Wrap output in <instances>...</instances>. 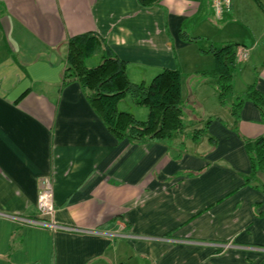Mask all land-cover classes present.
Masks as SVG:
<instances>
[{"label":"crops","instance_id":"crops-1","mask_svg":"<svg viewBox=\"0 0 264 264\" xmlns=\"http://www.w3.org/2000/svg\"><path fill=\"white\" fill-rule=\"evenodd\" d=\"M225 19L246 24L254 42L204 32ZM225 19L216 20L211 0L151 8L138 0H0V264H264V193L246 182L244 144L264 135V123L251 102L237 124L229 111L255 80L264 93V0H233ZM181 29L248 49L231 104H220L217 82L196 67L206 56ZM90 31L128 62L134 83L180 69L186 126L213 118L208 136L217 142L187 139L183 154L180 136L119 142L79 83L61 89L67 41ZM101 58L99 51L87 65ZM119 108L148 117L130 97ZM42 178L54 203L45 218L37 208ZM42 218L47 224L28 222Z\"/></svg>","mask_w":264,"mask_h":264},{"label":"trees","instance_id":"trees-1","mask_svg":"<svg viewBox=\"0 0 264 264\" xmlns=\"http://www.w3.org/2000/svg\"><path fill=\"white\" fill-rule=\"evenodd\" d=\"M143 8L161 5V0H138ZM180 38L187 43L199 45L202 55L213 56L215 68L203 71V77L217 82L219 102L226 106L234 94V73L240 45L235 42L216 43L208 38L193 36L181 29ZM102 52L101 62L88 66L87 60ZM77 82L83 94L109 132L119 141L130 144L160 143L181 137V154L187 150V139L199 143L208 136L210 118L204 125L187 132L184 121L182 96V72L180 69H163L151 82L134 83L128 76V62L119 58L97 32L90 31L72 36L67 41V55L62 74L61 89ZM130 97L136 106L146 108L148 117L141 121L130 112L119 108L121 100ZM251 102L261 113L264 123V93L257 88L256 80L250 84L243 96L234 98L229 111L234 124L240 121L243 105ZM237 130V128H235ZM211 145L217 139L209 137ZM250 157L251 172L247 184L261 188L264 193V135L254 140L244 139Z\"/></svg>","mask_w":264,"mask_h":264},{"label":"rangeland","instance_id":"rangeland-1","mask_svg":"<svg viewBox=\"0 0 264 264\" xmlns=\"http://www.w3.org/2000/svg\"><path fill=\"white\" fill-rule=\"evenodd\" d=\"M225 19V17H224ZM217 29L213 30L210 28H205L206 31H204L206 34L212 36L213 38L219 40V41H225V40H236L235 38H238L239 40H244L247 43H253L254 41L251 40L250 38V32L246 27V24L242 23H234L231 19L230 20H224L222 22L217 23ZM187 31V30H186ZM188 33H190L188 31ZM191 34V33H190ZM198 45V44H197ZM248 48V47H247ZM197 55H199L197 53ZM95 60H92V63H94ZM194 65H189L185 68V71L183 72H192L191 70L193 69ZM196 67L199 68L201 71H206L207 70H213L215 68V60L213 56L207 55L204 58H201V60H198L196 63ZM231 98L229 99L230 102ZM231 104V102H230ZM189 116L186 114L184 117V121L186 125L191 124L189 120ZM192 120H194L193 117H191ZM187 132L190 133L191 129L186 126ZM195 130V129H194ZM203 148V147H202Z\"/></svg>","mask_w":264,"mask_h":264},{"label":"built area","instance_id":"built-area-1","mask_svg":"<svg viewBox=\"0 0 264 264\" xmlns=\"http://www.w3.org/2000/svg\"><path fill=\"white\" fill-rule=\"evenodd\" d=\"M211 4L216 20L221 21L224 19L225 15L231 11L233 0H211ZM248 56V49L239 48L238 61H245L247 60ZM37 208L39 210L40 216L43 218L50 217L54 212L52 186L50 180L47 178H42L40 180ZM43 218L40 220H29L28 222L32 224H47ZM51 226L54 227L53 225Z\"/></svg>","mask_w":264,"mask_h":264}]
</instances>
